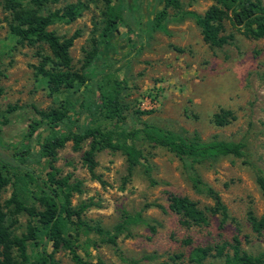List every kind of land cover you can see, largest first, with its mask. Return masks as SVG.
<instances>
[{
  "label": "rangeland",
  "instance_id": "rangeland-1",
  "mask_svg": "<svg viewBox=\"0 0 264 264\" xmlns=\"http://www.w3.org/2000/svg\"><path fill=\"white\" fill-rule=\"evenodd\" d=\"M106 1L116 5V0H59L46 4L39 11L32 9L46 15L70 4L84 6L72 22L55 21L47 28L60 39L75 36L68 51L72 70L79 71L86 53L100 39ZM259 1L264 5V0ZM124 2L125 19L117 26L118 33L98 52L100 61H105L107 66L106 77L99 75L98 83L101 85L108 79L123 88L119 89L124 106L123 120L113 127L108 122H98L117 132L139 129L146 124L182 136L196 133L202 141L215 137L244 144L242 158L227 156L212 164L203 162L195 166L201 179L219 194L238 227L230 222L220 227L218 216L208 215L206 226L186 229L179 225L178 216L152 206L160 204L166 208L169 195L188 197L203 210L212 204L208 198L192 191L179 161L168 150L136 139L133 144L141 151L144 161L134 167L129 177L120 152L101 150L94 154L95 167L91 176L81 160L88 142L76 150L66 141L55 150L52 168L58 173L56 178L67 176L69 183H80V191L69 194L68 201L72 209L85 206L79 216L81 221L109 231L119 222L123 212L129 215L140 212L147 223L155 226L153 235L144 225L131 226L127 234L115 239V246L94 233L73 235L75 254L85 264H192L189 260L192 248L230 244L233 236L239 238L243 251L251 255L260 253L264 250L263 236L251 232L246 212L256 217L264 215V205L255 183V170L264 175V38L253 40L234 34L228 45L209 47L189 19L168 24L166 34L151 32L146 37V34L143 36L146 23L159 9L158 0ZM180 3L181 11L197 15L211 4L209 0H180ZM23 7L28 11L32 8L26 3ZM166 12L174 14L170 9ZM10 19L0 0V153L9 157L14 150L29 149L22 158L26 160L25 171L32 181L23 180L22 176L17 181L11 179L0 192V202L4 206L15 190L21 201L39 211L42 207L34 198L41 194L34 183L40 184L37 178L44 179V174L51 170L46 159L35 155L33 138H24L36 122L32 108L38 111L57 109L69 91L48 95L44 79L36 76L32 69L39 62L38 55H48L47 48L40 43L31 46L17 43L8 31ZM229 33L231 30L225 23V34ZM97 97L94 87L88 85L86 92L74 95L72 101L77 106L88 98L93 105ZM219 109L230 111L233 120L216 127L211 119ZM4 119L7 120L5 126L1 125ZM85 120V115L78 117L69 125L70 129L74 130L75 125ZM58 132L65 135L64 129ZM32 177H36V182ZM4 211L11 234L23 235L29 222L26 214L10 216L8 209ZM68 232L72 235L70 227ZM42 248L49 252L48 247ZM28 253H31L30 248ZM229 253L225 246L221 256L211 253L204 263L222 264L224 255ZM12 254L15 255L14 250ZM53 258L56 264H76L63 248L57 249Z\"/></svg>",
  "mask_w": 264,
  "mask_h": 264
},
{
  "label": "trees",
  "instance_id": "trees-1",
  "mask_svg": "<svg viewBox=\"0 0 264 264\" xmlns=\"http://www.w3.org/2000/svg\"><path fill=\"white\" fill-rule=\"evenodd\" d=\"M11 17L8 23V31L17 43L45 45L48 55H38L39 62L32 66L34 74L44 79L48 95H54L61 91H69V95L57 109L38 111L32 108L36 122L29 127L26 138H33L36 147V156L46 159L50 172L44 174L45 178L36 182L34 186L41 194L34 198L42 207L36 210L28 206L25 201L19 199L15 190L2 206L0 202V264H56L53 258L54 252L63 248L68 250L71 259L76 264H85L75 254L72 247V236L79 234L94 233L105 237V241L115 246V239L127 234L128 228L135 225H144L150 234H155V226L147 223L140 212L129 215L121 214L117 222L109 231L99 226L90 227L80 220L79 216L85 206L70 208L68 197L72 192L80 191V183H69V177L56 178L58 174L52 163L55 160V150L63 146L64 142L70 141L74 149L78 150L82 143L88 142V149L82 154V162L87 172L93 176L95 167L94 154L107 149L112 152H120L125 159L126 175L129 177L135 166L144 161V157L133 142L138 139L149 144L164 148L171 152L179 161L182 174L192 191L202 195L211 201L207 210L199 209L196 203L185 196L169 195L166 208L160 204L152 206L161 212H170L178 216V223L183 228L201 227L207 225L208 215L219 218V226L226 222L232 223L236 228L237 222L228 215L219 194L213 190L197 174L195 166L203 162L215 163L220 158L231 156L242 158L244 144L233 143L212 138L202 141L196 133L190 136H182L164 128L143 124L139 129L130 131H113L101 125L99 121L108 122L111 127L123 120L121 111L120 91L123 89L119 84L105 79L103 84L98 83L99 75L106 77V63L100 61L99 50L104 43L118 33L117 26L125 19L126 5L124 0H116V5L108 1L105 4L104 22L99 40L92 49L86 53L79 71L72 70L71 60L68 54L69 48L75 36L60 39L53 31L47 28L55 21L72 22L84 9L82 4H70L58 11L41 15L34 10H40L46 4L56 3L59 0H2ZM211 4L201 14L197 15L189 11H181L180 0H158L159 9L154 12L152 18L147 21L146 34L160 32L166 34V26L170 23H180L185 19L193 21L199 29L202 41L209 47L220 48L231 43L234 34L246 39L264 38V5L259 0H209ZM32 6L31 10L25 9L23 4ZM34 9V10H32ZM174 12L168 15L166 10ZM135 14H138V10ZM132 23L138 21L131 19ZM225 23L231 33L225 34ZM132 48H135L134 46ZM99 60V63L96 61ZM111 82V83H110ZM91 85L97 92L95 104L91 105L88 98H84L77 106L72 101L74 95L84 94L87 86ZM92 109L94 113H92ZM9 110L8 112H10ZM138 113V112H136ZM85 115L86 122L75 125L77 118ZM233 120L230 111L219 109L212 115L211 122L216 127L224 126ZM4 119L1 125H6ZM65 130V135L58 131ZM27 150H14L4 162L0 158V192L11 182L17 181L20 176L23 180L30 179L25 171L26 160L22 154ZM255 183L260 192L264 205V175L260 170H255ZM10 216L24 213L29 218L26 232L16 237L11 234L6 225V212ZM74 218V220H72ZM246 222L252 233L262 235L264 240V215L256 217L252 212H246ZM72 230V235L68 232ZM75 241V240H74ZM188 245V241H184ZM225 246L230 250L225 254L222 264H264V250L256 255L248 254L240 248V240L233 236L230 244H219L212 247H194L189 253L192 264H205V259L213 253L221 256ZM42 247H48L49 252ZM29 248L31 253L29 254ZM15 255L13 256L12 251Z\"/></svg>",
  "mask_w": 264,
  "mask_h": 264
}]
</instances>
